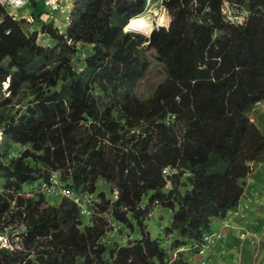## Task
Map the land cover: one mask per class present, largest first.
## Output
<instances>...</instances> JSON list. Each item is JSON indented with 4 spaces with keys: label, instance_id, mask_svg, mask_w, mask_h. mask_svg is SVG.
<instances>
[{
    "label": "trees",
    "instance_id": "trees-1",
    "mask_svg": "<svg viewBox=\"0 0 264 264\" xmlns=\"http://www.w3.org/2000/svg\"><path fill=\"white\" fill-rule=\"evenodd\" d=\"M148 1L75 0L63 31L41 20L34 1L48 47L0 4V93L9 79L0 129L23 148L11 157L0 147V229L25 234L21 250L0 249V264H167L171 248H192L215 219L241 211L252 164L264 162V134L250 116L264 101V0H235L248 11L242 23L226 20L224 0H164L170 27L125 31ZM81 45L90 54L78 71ZM144 81L149 92L139 95ZM54 174L97 205L85 213L71 197L52 204L43 192L20 193ZM99 179L115 199L93 196ZM157 204L173 212L168 249L143 229ZM82 213L92 214L88 224ZM108 220L111 231L138 224L142 237L104 241Z\"/></svg>",
    "mask_w": 264,
    "mask_h": 264
},
{
    "label": "rangeland",
    "instance_id": "rangeland-1",
    "mask_svg": "<svg viewBox=\"0 0 264 264\" xmlns=\"http://www.w3.org/2000/svg\"><path fill=\"white\" fill-rule=\"evenodd\" d=\"M34 1H38L39 6L41 7V9H43V14L40 17L41 20H43L46 23L53 21L54 24L56 26H58L61 29V31H63L64 27H66L68 22H69L70 11H72L74 8L75 0H62L61 5L63 8L61 10H58V11H52L50 8H48L45 5V0H29L28 3L22 8H10L11 11L16 12L21 17H23V16H25V18L27 17L26 21L28 22V24L26 25V31L29 32L30 30H33V34L37 33V35H38V41L42 45L48 47L51 45V43L46 38L42 39V33L43 32L40 31L41 27H40L39 22L37 23L35 21V18H34V20H28V19H31L29 16H31L33 14V11L35 10V6H34L35 2ZM226 7H230L232 9V11L238 13V15L244 13V15H246V17H247L246 13H248V11L246 10V8L244 6L238 4L235 0L234 1L233 0H224L222 12L224 9L228 10ZM8 15H9V13H8ZM164 16L168 17V19H169V22L167 24L164 22V20H165ZM137 17H139V18H144V17L146 18L147 17L148 19H150L151 25L149 26V28H147V29L146 28L145 29H137L135 27L132 28L133 26L131 25V21H132V19H131L128 22V24L126 25L125 31L140 33V34H143L145 36H149L151 31L154 28L160 27V25L161 26L164 25V27H170L171 20H172L171 14L167 10V8L164 6V0H149L148 1V7L145 10V12H143L142 14H140ZM137 17H134V18H137ZM139 28H141V27H139ZM142 28H144V27H142ZM80 47L83 48L82 52L79 53L78 56L76 57V59L74 60L75 68L78 71H81L84 69V66H85L84 58L90 54L87 46L84 47L81 45ZM156 70L158 71L157 68H156ZM158 79H159L158 74L153 70L152 71V77H151V83H155L156 81H158ZM5 84H7V85L9 84L8 78L3 83L2 92L0 93L1 99L5 98L9 95L8 89L4 90ZM148 85H149V83L146 81L141 82L140 85H138L136 88V91L139 92L138 94L139 95L143 94L146 91L149 92V86ZM97 95L99 97L102 96V94L100 92H97ZM250 116H251V120L258 125V127L261 129L262 133L264 134V101L257 104L255 109L251 112ZM0 147L3 148L4 151H5V149H6V151H7V149H11V153H12L11 157L19 156L21 150L23 149L22 146L15 145L11 142L5 143L2 128L0 129ZM252 170H253V172L251 174H249V176L246 178L245 194L243 195V198H242V204L243 205L239 203V207L243 206V209H241V211L238 212L237 214L235 212H232L230 214L232 216L231 224L237 223L236 219L243 217V221H245V223L244 222H242V223L245 227H247V221L249 218L248 213L251 214L254 211V209L256 208V211L258 212V216H259V220L255 221L253 224L258 229L257 231H255V232H258V233H255L256 236H254L255 240H256L255 243L251 242V244L255 245V247L250 248L251 256L254 258L253 255H255L257 259L255 261L253 259V263H247L246 261L245 262L243 261V262H240V264H264V236L261 237L260 241H258L259 235H262V233L264 231V162L263 163L260 162L259 164L255 165V166H254V164H252ZM183 181H184V179L182 180V182ZM43 182H48V181L35 180V181L26 182L23 185V189L21 190L20 193L25 195V196H32L34 193H38V192L42 193L43 192V193H45L47 200L49 202H51L52 204H57L60 196L51 195L48 191H44V190L42 191L41 187H42ZM97 185H98V190L96 193L93 194L94 197H96V195L100 192H105V194L108 198H112V199L116 198L115 196H116V194H118V192H117V190H115L114 186L111 183H108L104 179H99ZM182 185H185V184H182ZM170 186H171V184H170ZM187 189H189V187L183 188V191H185ZM0 191H3V189L1 187H0ZM89 195H91V194L85 193L82 195V199H81V206L84 208L85 213H86V211H89V209L92 210V206L95 207L98 203L97 201H95L96 204L91 202V201H93V198L89 197ZM150 196H151V192L148 195L144 196V198L142 200L143 205H147L149 203ZM151 210L152 211L150 212L148 218L144 222L143 229H144V231L146 229L150 233L152 238L158 239L162 243V245L168 249L172 246V243L176 238L175 235L168 236L167 232H166V229L172 223L173 212L170 208L159 205V204L151 207ZM242 213H244V214H242ZM91 218H92V214H91V216H87L86 214L82 213V219L84 220V222L86 224H88L90 222ZM2 225H4V222H0V226H2ZM111 229H112L111 222H110V220H108V225H107V231L108 232L106 234L104 241H107V239H109L110 243H112V244L119 243L120 245H126L129 242V240H137L138 238L142 237V230L138 224H136V226L132 229L129 227L120 226L119 224L115 223V229H113L112 231H111ZM242 230L247 231V229L244 227L241 228V231ZM6 231H7L6 233L8 234L6 236L10 239L13 238V236H14V234H16V232H19V234H21V235H25L24 231L20 230L18 225H14L13 229H10L9 231H8V226H7ZM0 232L4 233L1 231V229H0ZM249 237H251V236H249ZM223 243L224 242L222 240V244ZM217 246H219L221 248V246L218 244H216L215 248ZM186 248H188L189 250L188 251L184 250V249L172 250V248H171L169 250L167 264H187L188 261L191 264H196V263L200 264L201 256H199L200 258L196 257L194 255V253H196L193 251L194 249L192 250V248H189V247H186ZM0 249H2V248H0ZM6 249L11 250L10 248H6ZM18 250H21V249H18ZM215 250L216 249H214L212 251L214 252ZM223 250H224V252L222 250L220 251L221 254H225L227 252L225 247H223ZM14 251H16V250H14ZM184 253L187 254V256ZM192 256H194V260H190V258ZM197 259H198V261H197ZM209 262H208V264H209ZM212 263H210V264H212Z\"/></svg>",
    "mask_w": 264,
    "mask_h": 264
},
{
    "label": "built area",
    "instance_id": "built-area-1",
    "mask_svg": "<svg viewBox=\"0 0 264 264\" xmlns=\"http://www.w3.org/2000/svg\"><path fill=\"white\" fill-rule=\"evenodd\" d=\"M29 0H0V4L6 8L8 11L10 17H12L14 20H21L25 19V16L21 17L19 14L16 12H13L10 10V8H22L24 7ZM62 0H45V5L50 8L52 11H58L61 10L63 7L61 5ZM228 10H223V13L225 15V18L227 21L231 23H242L246 19V15L244 13L238 15V13L233 12L230 7H226ZM71 12V11H70ZM228 12V13H227ZM248 14V13H246ZM31 19L28 20H34V16L31 15L29 16ZM29 32L33 33V30H30ZM46 33H42V39L45 38ZM44 36V37H43ZM8 89V85L5 84L4 90ZM174 118V117H173ZM168 123L171 122V119H168ZM163 173L165 176H172L177 173V170L175 169H170V168H165L163 170ZM41 190L43 191H48L51 195L55 196H60V197H71L73 198L76 202L81 204V199L82 196H78L75 194L73 190L68 188L66 185L62 184L61 180L59 177H57L56 174H54L48 182H43ZM89 197H92V195H89ZM97 202H99L98 199H96ZM92 202V201H91ZM239 206L237 207V209ZM240 212V210H235V213L237 214ZM86 213H89V211H86ZM231 220L232 216L229 214L227 215L224 220L222 221V229L221 230H212L211 232L205 233L203 236V239L196 242L195 245L192 247L193 249L196 250V254L201 256L202 258L200 259V264H208L210 254L212 250L215 248L216 244H218L221 240L224 238V232L223 230L226 228L231 227ZM19 227V226H18ZM20 229L22 227H19ZM6 235L7 233H1L0 232V248L6 249L10 248L11 250H18L22 249V242L24 239V235L19 234V232H16L14 234L13 238L10 239ZM251 236V237H249ZM256 234H252L249 231H242L240 233V239L242 240H247L250 238V241L252 243H255V237ZM220 244V243H219ZM223 252V247L220 248Z\"/></svg>",
    "mask_w": 264,
    "mask_h": 264
},
{
    "label": "crops",
    "instance_id": "crops-1",
    "mask_svg": "<svg viewBox=\"0 0 264 264\" xmlns=\"http://www.w3.org/2000/svg\"><path fill=\"white\" fill-rule=\"evenodd\" d=\"M38 7H39V9H41L39 4H38ZM33 12H36V10H34ZM244 194H245V192H244ZM242 198H243V196H242ZM242 198H241L240 204H242ZM60 200H61V197L59 198V201ZM239 208L243 209V206H240ZM242 214H244V213H242ZM248 215H249V218L247 221V227L248 228L245 227L242 223V222L245 223V221H243V217H240L239 219H236L237 223H234L231 225V227L223 230V232H224L223 242L224 243L222 244V240H221L219 242L220 244L218 243V245H220L221 248L225 247L227 252L225 254H221L220 253L221 249L219 246H217L216 248H214L216 250L214 252L212 251V253L210 255L209 264L212 262H213L212 264H235V263L240 264V262H243V261L244 262L246 261L247 263H253V259H254V261L257 259L255 255H253L254 258L251 256L250 248L255 247V245L251 244L250 238L245 240V241L240 239V233L242 231H244V230L241 231L242 227L246 228L247 231H249L252 234L258 233V232H255L258 230L257 227L253 225L255 221L259 220V216H258V212L256 211V208L254 209V211L251 214L248 213ZM222 226H223L222 218H217L212 223V230H221ZM263 233H264V231H263ZM263 233H262V235H259L258 241H260L261 237L264 236ZM184 250L188 251L189 249L184 248ZM185 255L187 256V254H185ZM194 255L196 257L200 258L199 255H197L196 253H194ZM190 260H194V256H192L190 258ZM197 261H198V259H197ZM187 264H191V263L188 261Z\"/></svg>",
    "mask_w": 264,
    "mask_h": 264
},
{
    "label": "bare ground",
    "instance_id": "bare-ground-1",
    "mask_svg": "<svg viewBox=\"0 0 264 264\" xmlns=\"http://www.w3.org/2000/svg\"><path fill=\"white\" fill-rule=\"evenodd\" d=\"M164 18H165L164 22L167 24L169 22V19L166 16H164ZM131 25L133 26L132 28L135 27L137 29H145V28L147 29L151 25V21L147 17L146 18L145 17L144 18L137 17V18L132 19ZM139 27H141V28H139ZM142 27H144V28H142Z\"/></svg>",
    "mask_w": 264,
    "mask_h": 264
},
{
    "label": "water",
    "instance_id": "water-1",
    "mask_svg": "<svg viewBox=\"0 0 264 264\" xmlns=\"http://www.w3.org/2000/svg\"><path fill=\"white\" fill-rule=\"evenodd\" d=\"M161 26V25H160ZM164 26V25H163Z\"/></svg>",
    "mask_w": 264,
    "mask_h": 264
}]
</instances>
